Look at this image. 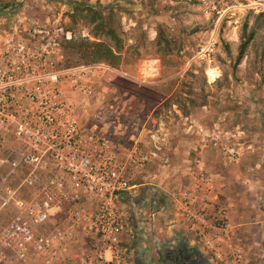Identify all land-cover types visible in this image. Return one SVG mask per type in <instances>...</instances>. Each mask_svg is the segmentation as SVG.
<instances>
[{"label": "rangeland", "instance_id": "374dc122", "mask_svg": "<svg viewBox=\"0 0 264 264\" xmlns=\"http://www.w3.org/2000/svg\"><path fill=\"white\" fill-rule=\"evenodd\" d=\"M87 7L118 27L124 43L118 67L85 63L73 50L70 43L80 39L109 42L93 34L81 10ZM34 23L89 33L59 40L60 66L111 69L86 73L80 84L91 94L66 83L63 96L74 100L85 131L111 135L120 150L139 141L150 157L120 201L126 264H174L182 245L195 259L190 264H264V0H0V33ZM214 34L217 44L205 55ZM165 40L174 47L170 54L162 50ZM155 58L158 75L147 78L144 64ZM201 169L212 189L197 180ZM184 192L197 203L205 193L213 197L206 239L191 230ZM94 243L76 227V264Z\"/></svg>", "mask_w": 264, "mask_h": 264}, {"label": "built area", "instance_id": "2783aa9c", "mask_svg": "<svg viewBox=\"0 0 264 264\" xmlns=\"http://www.w3.org/2000/svg\"><path fill=\"white\" fill-rule=\"evenodd\" d=\"M24 25L0 33V264H76L71 255L76 227L95 241L77 264H126L120 201L136 187L132 178L144 171L150 157L139 141L120 150L111 135L95 127L85 131L74 100L63 96L66 83L76 92L91 94L80 84L86 73L111 69L104 64L60 66L64 56L59 40L88 38L89 33ZM216 44L214 34L205 55L210 56ZM159 62L148 60L142 74L156 77ZM26 165L27 174L13 185ZM198 174L197 180L212 189L213 180L202 169ZM24 187L28 196L21 193ZM183 194L191 230L206 239L213 228L208 215L213 197L205 193L197 203L192 193ZM219 220L221 230L226 225Z\"/></svg>", "mask_w": 264, "mask_h": 264}, {"label": "trees", "instance_id": "16d2710c", "mask_svg": "<svg viewBox=\"0 0 264 264\" xmlns=\"http://www.w3.org/2000/svg\"><path fill=\"white\" fill-rule=\"evenodd\" d=\"M81 10L87 11L86 18L89 19L90 24H94V26L92 27L93 34L96 36L103 35L108 39L109 42L80 39L72 41L70 43L73 50L82 58V60H84L85 63L105 62L111 65L112 67H118L122 62L121 51L123 49L124 43L123 39L118 33L119 29L114 25L111 16L108 18L104 17L103 13L94 10L92 7H87L86 9ZM252 39L253 33L251 32L242 42L240 46L239 55L237 57L238 63H241L244 53L248 47V44L251 42ZM173 48L174 47H172L171 41L165 40V44L162 50L165 53L170 54ZM185 247L186 246L182 245L179 248H181L180 250L184 252L186 251Z\"/></svg>", "mask_w": 264, "mask_h": 264}, {"label": "flooded vegetation", "instance_id": "af4514ba", "mask_svg": "<svg viewBox=\"0 0 264 264\" xmlns=\"http://www.w3.org/2000/svg\"><path fill=\"white\" fill-rule=\"evenodd\" d=\"M171 260L174 261V264H190L191 262L195 263L193 255H191L190 253L182 252L180 248L178 249V255H173Z\"/></svg>", "mask_w": 264, "mask_h": 264}, {"label": "crops", "instance_id": "0c3cea01", "mask_svg": "<svg viewBox=\"0 0 264 264\" xmlns=\"http://www.w3.org/2000/svg\"><path fill=\"white\" fill-rule=\"evenodd\" d=\"M136 186H137V185H136ZM135 188H136V187H135ZM135 188H134V189H135Z\"/></svg>", "mask_w": 264, "mask_h": 264}]
</instances>
